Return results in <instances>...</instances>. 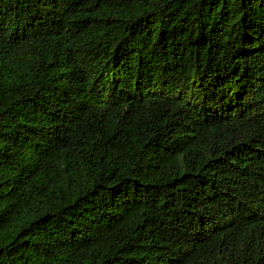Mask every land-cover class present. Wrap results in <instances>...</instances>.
Listing matches in <instances>:
<instances>
[{
    "label": "trees",
    "instance_id": "trees-1",
    "mask_svg": "<svg viewBox=\"0 0 264 264\" xmlns=\"http://www.w3.org/2000/svg\"><path fill=\"white\" fill-rule=\"evenodd\" d=\"M0 264H264V0H0Z\"/></svg>",
    "mask_w": 264,
    "mask_h": 264
}]
</instances>
